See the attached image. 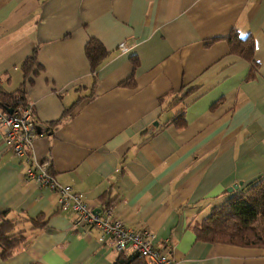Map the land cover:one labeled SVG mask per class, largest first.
Listing matches in <instances>:
<instances>
[{
	"label": "crops",
	"instance_id": "0c3cea01",
	"mask_svg": "<svg viewBox=\"0 0 264 264\" xmlns=\"http://www.w3.org/2000/svg\"><path fill=\"white\" fill-rule=\"evenodd\" d=\"M233 28L252 35L255 68L230 52ZM89 38L110 52L95 77ZM35 46L32 165L151 230L174 264H264V248L191 228L214 197L264 175V0H0V92L17 91ZM27 166L0 129L1 218L45 221L19 224L25 240L0 264H115L98 231L73 230L58 195L24 180Z\"/></svg>",
	"mask_w": 264,
	"mask_h": 264
},
{
	"label": "trees",
	"instance_id": "16d2710c",
	"mask_svg": "<svg viewBox=\"0 0 264 264\" xmlns=\"http://www.w3.org/2000/svg\"><path fill=\"white\" fill-rule=\"evenodd\" d=\"M224 38L231 53L241 56L250 62L254 68L257 66L254 60V40L250 33L242 35L233 28ZM84 50L90 64L91 75L95 77L98 68L110 52L95 38L87 40ZM37 51L38 46H35L31 54L20 64L24 80L17 91L12 93L0 92V107L7 110L17 105L27 104L25 84L31 82L29 76L37 73L41 67L37 60ZM132 62L135 66L136 60L132 59ZM127 84L130 82L128 81ZM50 124L55 125L56 122ZM214 198L215 200L220 199V202L212 204L209 212L195 220L191 225L197 240L264 248V175L230 193L223 191ZM104 205L108 204L105 203ZM2 215L3 213H0V218ZM27 222L32 223L33 229L43 227L45 224L42 217L15 220L0 219V255L2 258L12 255L25 240L24 231L19 229L18 225ZM115 264L144 263L136 254L119 253Z\"/></svg>",
	"mask_w": 264,
	"mask_h": 264
},
{
	"label": "built area",
	"instance_id": "2783aa9c",
	"mask_svg": "<svg viewBox=\"0 0 264 264\" xmlns=\"http://www.w3.org/2000/svg\"><path fill=\"white\" fill-rule=\"evenodd\" d=\"M118 49L125 52L127 45L121 42ZM0 129L5 148L28 164L24 169V180L32 181L58 195L59 210L74 214L73 230L83 234L96 230L99 232V240L107 249L116 253L136 254L144 264H174L164 250L154 246L156 236L151 230L126 227L114 216L110 205H104L98 211L92 209L83 194L73 190L70 185L60 184L45 165L31 164L30 150L36 137V122L31 105H17L7 110L0 107Z\"/></svg>",
	"mask_w": 264,
	"mask_h": 264
},
{
	"label": "water",
	"instance_id": "95a60500",
	"mask_svg": "<svg viewBox=\"0 0 264 264\" xmlns=\"http://www.w3.org/2000/svg\"><path fill=\"white\" fill-rule=\"evenodd\" d=\"M155 124H156V123H155ZM36 132H37V133H40L38 127H36ZM240 185H241L240 183L234 184V185L228 187V188L226 189V191H227L228 193H230V192H232L233 190L238 189ZM96 211H98V210H96Z\"/></svg>",
	"mask_w": 264,
	"mask_h": 264
}]
</instances>
